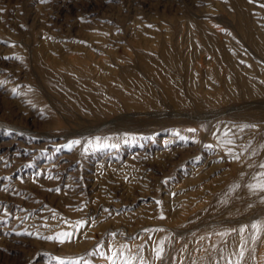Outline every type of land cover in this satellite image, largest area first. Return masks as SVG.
<instances>
[{
	"label": "rangeland",
	"instance_id": "1",
	"mask_svg": "<svg viewBox=\"0 0 264 264\" xmlns=\"http://www.w3.org/2000/svg\"><path fill=\"white\" fill-rule=\"evenodd\" d=\"M262 5L0 0V264H264Z\"/></svg>",
	"mask_w": 264,
	"mask_h": 264
},
{
	"label": "snow or ice",
	"instance_id": "2",
	"mask_svg": "<svg viewBox=\"0 0 264 264\" xmlns=\"http://www.w3.org/2000/svg\"><path fill=\"white\" fill-rule=\"evenodd\" d=\"M262 6H264V5H262ZM79 143H80L79 141H74L73 142V144H79ZM68 147L71 148L72 145L70 144V145H68ZM101 147L108 148L109 145L108 144H103V145H101ZM112 147H115V145H112ZM236 158L238 159V157H236ZM261 167H264V165H261ZM259 187H260L261 191H264V184H261ZM86 224H87V221H79V222H77L76 231L78 232ZM253 227H256V226L254 225ZM73 237H74V233L73 232H71V231H61V232H59L58 234H56L54 236L45 237V239L54 240V241H56L58 243L63 244L65 242H71ZM100 247H102V246H98V248L95 250L96 253L100 252ZM240 256L241 257L243 256V252H240ZM156 257H157V259L162 258V249L156 251ZM106 258L109 259L111 264H116V260L113 259V256H107ZM134 261H135V258L124 260L122 262V264H134ZM229 264H231V262H229Z\"/></svg>",
	"mask_w": 264,
	"mask_h": 264
}]
</instances>
